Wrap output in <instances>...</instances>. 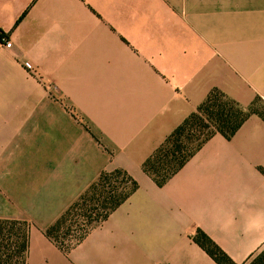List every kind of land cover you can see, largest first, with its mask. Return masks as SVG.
<instances>
[{"label": "crops", "instance_id": "1", "mask_svg": "<svg viewBox=\"0 0 264 264\" xmlns=\"http://www.w3.org/2000/svg\"><path fill=\"white\" fill-rule=\"evenodd\" d=\"M0 219L27 264H235L264 250V119L210 137L165 184L143 165L219 90L264 102V0H0ZM138 188L67 248L45 231L104 171Z\"/></svg>", "mask_w": 264, "mask_h": 264}, {"label": "trees", "instance_id": "2", "mask_svg": "<svg viewBox=\"0 0 264 264\" xmlns=\"http://www.w3.org/2000/svg\"><path fill=\"white\" fill-rule=\"evenodd\" d=\"M252 114L264 119V102L260 98L246 108L221 91L213 90L197 111L186 118L145 161L144 170L159 185L165 184L210 137L220 133L231 138ZM137 188L138 182L125 170L102 172L56 222L46 229V235L67 248L106 219ZM79 206L84 210L83 217L88 220L86 225L76 235L62 233L67 217ZM195 241L219 264H235L206 234L198 233ZM28 249V224L24 221L0 219V264H27ZM249 264H264V250Z\"/></svg>", "mask_w": 264, "mask_h": 264}, {"label": "rangeland", "instance_id": "3", "mask_svg": "<svg viewBox=\"0 0 264 264\" xmlns=\"http://www.w3.org/2000/svg\"><path fill=\"white\" fill-rule=\"evenodd\" d=\"M83 211L84 210H82L81 206L75 208L72 211V213L67 217V221L61 230L62 233L63 232H67V233L70 232V234L76 235L77 233L80 232L81 229H83V227L86 225V222L88 221L86 218L83 217V215H82ZM15 230H16V232L18 231L17 228ZM252 260H253V258L246 264H249Z\"/></svg>", "mask_w": 264, "mask_h": 264}, {"label": "built area", "instance_id": "4", "mask_svg": "<svg viewBox=\"0 0 264 264\" xmlns=\"http://www.w3.org/2000/svg\"><path fill=\"white\" fill-rule=\"evenodd\" d=\"M0 41L4 42L6 46H11L13 43L6 33H0Z\"/></svg>", "mask_w": 264, "mask_h": 264}]
</instances>
